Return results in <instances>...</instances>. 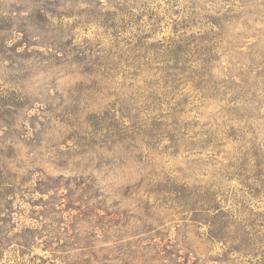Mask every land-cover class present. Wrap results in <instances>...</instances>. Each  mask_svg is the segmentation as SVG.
<instances>
[{"label": "trees", "instance_id": "1", "mask_svg": "<svg viewBox=\"0 0 264 264\" xmlns=\"http://www.w3.org/2000/svg\"><path fill=\"white\" fill-rule=\"evenodd\" d=\"M92 2L100 10L105 6L102 0H0V63L13 62L11 55L22 46L28 51L39 45L65 53L58 44L73 37L71 33L81 24L80 18L116 32L134 31L133 42L126 41L123 50L125 61L131 69L147 76L131 70L129 83L124 86L126 93H121L127 94L125 102L116 110L117 100L107 104L103 112L86 117V123L95 128L94 134L100 132L98 128L105 129L108 133L103 138L111 137L114 144L116 140H139L152 154L141 162H146L147 168L149 161L152 164L145 170L149 174L140 177L136 187L143 191L146 183L144 192L153 198V212L148 213L150 220L144 224L147 238L117 246L120 256L112 260H118V264H264V206L253 207L261 202L264 205V51L243 59L239 45L223 48L219 36L186 34L184 28L174 30L167 40L148 43L158 31V20L149 12L148 0L107 1L106 5L115 7L106 13H97L89 5ZM53 31L59 34L56 42H36L41 34ZM19 35L21 41L16 42ZM112 49L118 47L96 51L101 57L93 60L99 67L104 60L99 74L103 83L109 79L111 66H121L117 58L122 51L117 54L110 52ZM223 56L229 57L231 68L222 70V77L216 70ZM101 90L119 97L116 90L104 84ZM207 101L218 106L213 121L201 124L188 120L192 112L207 107ZM3 106L9 104L0 101ZM228 144L233 145L234 153L219 160ZM156 156L186 158L187 175L167 172L156 177ZM206 168L214 173L208 181L199 180L197 175L207 177ZM72 181L77 188L63 195L57 193L59 185L50 178L41 184L42 193L51 191L43 216L75 211L93 228L116 222L115 217L120 215L126 217L125 210L106 208L93 180L80 175ZM6 183L0 180V258L12 244L19 252L30 250L38 235L37 227H24L22 232L14 233L17 229L6 218ZM57 220H50V225L45 220L39 223L44 231L54 225L52 236L44 244H55L57 250L66 253L63 264H108L107 256L102 260L96 255L95 234H70V230L75 231L72 222H62L65 225L59 228ZM176 220L182 225L174 226L175 230L192 229L198 239L213 247L221 245L220 253L200 259L187 232L181 240L171 239L166 224ZM122 234L116 236L117 240L123 238Z\"/></svg>", "mask_w": 264, "mask_h": 264}, {"label": "rangeland", "instance_id": "2", "mask_svg": "<svg viewBox=\"0 0 264 264\" xmlns=\"http://www.w3.org/2000/svg\"><path fill=\"white\" fill-rule=\"evenodd\" d=\"M107 1L113 0H102L105 5L102 10L97 8L96 2L89 5L97 13L112 12L115 5H106ZM147 4L149 12L158 20V31L148 43L167 40L174 30L184 28L186 34L201 32L219 36L223 48L239 45L243 59L264 51V0H148ZM80 23L73 28V37L69 41L58 44L65 53L39 45L28 51L22 46L11 55L13 62L0 63V101L9 104L0 107V180L7 182L3 191L5 204L9 207L6 218L17 229L14 233L22 232L24 227L38 228L30 250L19 252L12 244L2 252L0 264H49L50 261L63 264L61 260L67 256L66 253L57 250L55 244L50 247L44 244L46 238L52 236V228L55 229L51 224L52 227L44 231L39 223L44 220L48 224L50 220L58 219L59 228L70 225L71 221L75 231L70 230V234L84 237L95 234L93 248L96 255L102 260L107 256L108 264L119 263L112 260L120 256L117 246L147 238L144 224L150 220L148 213L153 212V198L144 192L146 183H143V191L136 187L140 177L149 174L145 170H149L152 162L149 161L148 168L146 162L145 165L141 162L151 158L150 149L139 140L126 143L116 140L114 144L111 137L103 138L107 130L98 128L100 132L94 134L95 128L86 123L89 113H101L107 104L118 100L117 110L127 99V94L121 96V93H126L124 86L129 83L128 73L133 69L125 61L127 54L123 50L126 49V41L133 42L130 40H134V31L116 32L101 24L84 22L82 18ZM21 38L19 35L16 42ZM58 38V32L53 31L41 34L36 42L52 43ZM112 47H118V50L112 49V53L122 51L117 58L121 66H111L109 79L103 83L99 74L103 72L104 60L100 67L95 66L93 60L101 57L96 51H108ZM228 61L229 57L223 56L217 64L216 72L222 77V70L231 68ZM133 72L147 76L142 71ZM103 84L116 90L119 97L109 96L101 90ZM216 104L207 101V107L192 112L188 120H198L201 124L213 121ZM223 151L226 154L222 153L218 158L222 161L234 153L233 145H226ZM156 158V177L167 172L173 176H181L180 172L187 175L186 158ZM206 170L207 177L197 175L199 180L208 181L210 173H214L212 169ZM80 175L95 182L94 187L99 190L100 198L105 200L106 208L125 210L126 217L120 215L115 217L116 222L93 228L82 222L75 211L43 216L51 192H41V184L46 178L59 185L57 193L63 195L68 189L77 188L72 180ZM234 184L231 182L230 185ZM127 189L131 191L127 192ZM257 206L264 205L261 202L253 207ZM123 223H127L126 228L120 227ZM179 225L182 222L178 220L166 224L171 230V239L181 240L187 232L200 259L220 253L221 245L213 247L198 239L200 237L197 238L190 228L175 230ZM204 230L198 231L199 236ZM119 233H123L121 240L116 238Z\"/></svg>", "mask_w": 264, "mask_h": 264}]
</instances>
